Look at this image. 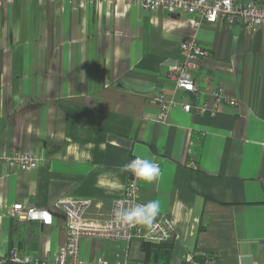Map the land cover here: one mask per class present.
Returning a JSON list of instances; mask_svg holds the SVG:
<instances>
[{
    "label": "crops",
    "instance_id": "1",
    "mask_svg": "<svg viewBox=\"0 0 264 264\" xmlns=\"http://www.w3.org/2000/svg\"><path fill=\"white\" fill-rule=\"evenodd\" d=\"M195 23L122 1L0 3L3 256L45 260L63 248L67 224L59 199H89L88 217L107 219L128 187L121 166L147 156L160 174L153 183L139 181V202H160L156 222L168 219L174 238L155 244L141 227L131 242L86 238L83 260L165 264L156 250L166 246L169 264H187L199 251L215 264H264V31ZM191 36L211 54L193 73L198 88H222L234 106L184 112V104L197 101L168 74ZM163 94L177 104L166 123L157 121L155 102ZM15 153H37L42 161L15 172L5 163ZM15 205L50 211L54 222L20 220Z\"/></svg>",
    "mask_w": 264,
    "mask_h": 264
},
{
    "label": "built area",
    "instance_id": "2",
    "mask_svg": "<svg viewBox=\"0 0 264 264\" xmlns=\"http://www.w3.org/2000/svg\"><path fill=\"white\" fill-rule=\"evenodd\" d=\"M13 0H0L8 3ZM81 4L100 5L110 2L122 1L131 6H139L146 11L163 9L170 15L191 16L196 20L195 27L200 28L202 22L215 24L220 21L229 25H237L252 31H264V5L257 2L236 4L234 0H79ZM182 61L168 74V79L175 84L178 90L190 94L196 104H184L186 113L196 112L215 114L223 105H232L234 100L225 98L222 88L201 91L194 72H199L211 57L210 51L199 44L196 36H191L181 44ZM155 102L160 112L157 121L166 123L169 112L177 105L175 101L168 100L160 95ZM1 161V159H0ZM42 156L37 153L13 154L5 159L7 166L15 172H29L39 167ZM129 182L125 197L114 203L110 216L107 219L89 218L88 213L93 202L89 199L62 198L56 202V208L65 217L67 224V240L63 248L53 254L49 259L34 260L27 256H20L12 252L8 256L0 253V264H90L81 257V243L86 238L105 240H120L131 242L141 233L139 226H125L115 222L114 211L123 204L133 207L140 203V184L137 178L129 173ZM13 213L26 222H40L52 225L53 214L50 211L35 207L15 205ZM174 226L168 219L155 223L150 230L147 240L155 244H164L174 238ZM103 264V263H100ZM187 264H215V257L208 252H196Z\"/></svg>",
    "mask_w": 264,
    "mask_h": 264
},
{
    "label": "clouds",
    "instance_id": "3",
    "mask_svg": "<svg viewBox=\"0 0 264 264\" xmlns=\"http://www.w3.org/2000/svg\"><path fill=\"white\" fill-rule=\"evenodd\" d=\"M120 171L122 173H131L135 178L146 183H153L160 174L159 165L147 156H137L123 164ZM160 213L161 205L158 200L138 203L133 207L121 204L114 211V220L125 226H139L151 230Z\"/></svg>",
    "mask_w": 264,
    "mask_h": 264
},
{
    "label": "trees",
    "instance_id": "4",
    "mask_svg": "<svg viewBox=\"0 0 264 264\" xmlns=\"http://www.w3.org/2000/svg\"><path fill=\"white\" fill-rule=\"evenodd\" d=\"M199 142H200L199 144H201V140H199ZM198 150H199V146H198L197 152ZM159 250H161L162 253H159ZM156 251H157V255L163 258V260L165 261V264H169L170 257H171L170 249L166 246H159Z\"/></svg>",
    "mask_w": 264,
    "mask_h": 264
}]
</instances>
